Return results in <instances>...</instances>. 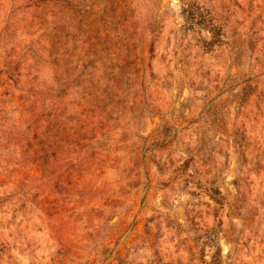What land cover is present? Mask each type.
Returning a JSON list of instances; mask_svg holds the SVG:
<instances>
[{"label": "rangeland", "instance_id": "rangeland-1", "mask_svg": "<svg viewBox=\"0 0 264 264\" xmlns=\"http://www.w3.org/2000/svg\"><path fill=\"white\" fill-rule=\"evenodd\" d=\"M0 264H264V0H0Z\"/></svg>", "mask_w": 264, "mask_h": 264}, {"label": "trees", "instance_id": "trees-1", "mask_svg": "<svg viewBox=\"0 0 264 264\" xmlns=\"http://www.w3.org/2000/svg\"><path fill=\"white\" fill-rule=\"evenodd\" d=\"M210 30H212L213 32L215 31L216 33H219V31H220L219 29L217 31V28L216 27H212V26L210 27Z\"/></svg>", "mask_w": 264, "mask_h": 264}]
</instances>
